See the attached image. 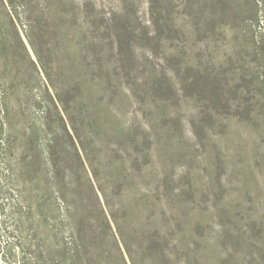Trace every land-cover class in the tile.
<instances>
[{
    "label": "rangeland",
    "instance_id": "rangeland-1",
    "mask_svg": "<svg viewBox=\"0 0 264 264\" xmlns=\"http://www.w3.org/2000/svg\"><path fill=\"white\" fill-rule=\"evenodd\" d=\"M170 1L0 0L1 264H264V0Z\"/></svg>",
    "mask_w": 264,
    "mask_h": 264
},
{
    "label": "trees",
    "instance_id": "trees-1",
    "mask_svg": "<svg viewBox=\"0 0 264 264\" xmlns=\"http://www.w3.org/2000/svg\"><path fill=\"white\" fill-rule=\"evenodd\" d=\"M169 1L170 0H149V5H150V10H151V23L153 27V33H149L148 27L142 26V28H133L129 30L126 27V23L122 19L123 14L120 15V17L116 18L117 22L115 25L112 23L110 25L112 28H114V42L118 45H125V47L131 51L132 50V44L129 42L130 37H132L133 33H135L136 37L139 39L146 40L149 42L150 40H153L154 38L158 39H164V40H172L175 37L170 33L171 31H177V28L174 25V17L172 16V12H170L169 8ZM171 2V1H170ZM188 7L192 8L193 5H195V2L188 0L187 1ZM11 7V10L13 11L14 6L12 4H9ZM193 17V20L195 23L199 24V20L195 14L193 16L192 13H189ZM115 16V15H114ZM125 36L127 37L125 40ZM135 37V36H134ZM174 71V70H173ZM165 84L167 89L170 91L172 90V86L169 85V79L166 75H164L162 79ZM129 255L130 258V264H135V262L132 260V257ZM124 264L126 262L124 261ZM149 264H154V261L149 262Z\"/></svg>",
    "mask_w": 264,
    "mask_h": 264
},
{
    "label": "bare ground",
    "instance_id": "bare-ground-1",
    "mask_svg": "<svg viewBox=\"0 0 264 264\" xmlns=\"http://www.w3.org/2000/svg\"><path fill=\"white\" fill-rule=\"evenodd\" d=\"M1 264V263H0Z\"/></svg>",
    "mask_w": 264,
    "mask_h": 264
}]
</instances>
